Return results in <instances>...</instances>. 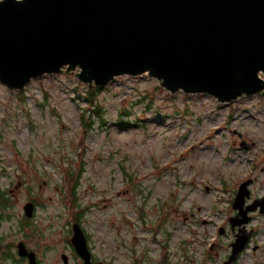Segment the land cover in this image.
I'll return each instance as SVG.
<instances>
[{"label": "rangeland", "instance_id": "obj_1", "mask_svg": "<svg viewBox=\"0 0 264 264\" xmlns=\"http://www.w3.org/2000/svg\"><path fill=\"white\" fill-rule=\"evenodd\" d=\"M78 73L64 68L22 91L0 81V190L10 202L0 264H27L20 241L40 264H65L62 254L83 264L71 243L76 214L93 256L108 264H197L217 240L225 255L232 235L218 230L230 192L247 175L264 192V95L221 103L123 75L97 91L98 117L88 103L95 86ZM253 245L238 264H264Z\"/></svg>", "mask_w": 264, "mask_h": 264}, {"label": "water", "instance_id": "obj_2", "mask_svg": "<svg viewBox=\"0 0 264 264\" xmlns=\"http://www.w3.org/2000/svg\"><path fill=\"white\" fill-rule=\"evenodd\" d=\"M64 68L95 87L148 75L171 94L221 103L264 94V0H0V81L22 91ZM23 210L32 217L34 204ZM71 243L93 264L77 222ZM242 247L238 239L229 262ZM17 254L38 264L22 241Z\"/></svg>", "mask_w": 264, "mask_h": 264}, {"label": "flooded vegetation", "instance_id": "obj_3", "mask_svg": "<svg viewBox=\"0 0 264 264\" xmlns=\"http://www.w3.org/2000/svg\"><path fill=\"white\" fill-rule=\"evenodd\" d=\"M258 94L264 95L263 93H258ZM244 182H246L247 185L244 188L243 195L238 196L240 186ZM255 183H257L256 178L252 179V177L250 175H247L245 178L240 180V183H238L237 188L234 187L232 189V192H230L231 196L227 198V204H228L227 219H225L224 222H222L220 224V228H219L218 232L221 236H223V235L225 236L226 234L232 235L231 241L229 242L228 252L225 255H223L222 257L219 256V248L218 247H217L218 250L215 251L216 250V244H218V246L220 245L219 244L220 240L219 241L217 240L216 243L212 242L211 245L206 246V250H205V253L203 255L204 257L202 256L203 260H201L197 264H238L239 261L241 260V258L243 257V254L253 244L254 245L252 247V251L254 253H256L258 251V249H263V252L260 255V257H264V245L260 246L259 244L256 243L257 238H259L260 233L262 232L261 230H264V192L259 194V192H257V190H255V187H253ZM4 199L6 200V203L9 200V198L6 196V194H5ZM29 202H32L34 204V212H35V209L37 207L36 202L34 200H30ZM9 203L10 202L8 201V205H9ZM2 210H0V214H1ZM73 222L78 223V221H73ZM86 238H87V235H86ZM238 239L243 242L242 250L240 252H238V254L232 260V262H229L231 259V256L233 255L234 243ZM22 242L25 244L24 241H22ZM25 246H26V244H25ZM9 248H11V247L9 246ZM28 250H30V249L28 248ZM89 250L91 251V249H89ZM207 252L209 254V257L207 256ZM74 253H76V252H74ZM213 253H214V255H212ZM35 255H36V253H35ZM77 256H78V254H77ZM20 258L24 262H27V264H29L28 258L26 256L20 257ZM216 258L220 259V260L217 261V260H215ZM36 260H37V263L40 264V261L37 258V255H36ZM91 261L93 264H103V263L108 264L103 260H96L95 257L93 256L92 252H91ZM67 263H68V256H67ZM67 263H65V264H67Z\"/></svg>", "mask_w": 264, "mask_h": 264}, {"label": "trees", "instance_id": "obj_4", "mask_svg": "<svg viewBox=\"0 0 264 264\" xmlns=\"http://www.w3.org/2000/svg\"><path fill=\"white\" fill-rule=\"evenodd\" d=\"M101 90L100 87H93V88H90L89 91H88V103L90 106L94 107L95 105V97H96V93L97 91ZM93 112H95V114L100 117L101 116V112L99 110V107L96 106V109L95 107L92 108ZM124 114H127V112H124ZM82 118L84 119L85 118V114L84 112L81 114ZM88 123L86 121H84V126H88L87 125ZM81 171V170H80ZM80 171H78V175L80 174ZM74 182H76V180L74 179ZM5 197V193H3L1 190H0V209L2 210L3 207H5V205L7 204L6 203V200L4 199ZM79 214L77 215H74V218H73V221H79Z\"/></svg>", "mask_w": 264, "mask_h": 264}]
</instances>
